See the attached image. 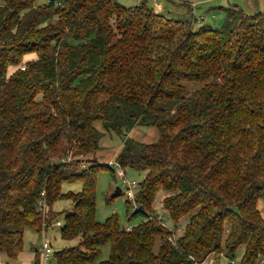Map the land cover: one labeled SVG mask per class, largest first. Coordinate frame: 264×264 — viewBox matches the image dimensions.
Here are the masks:
<instances>
[{
    "label": "trees",
    "instance_id": "trees-1",
    "mask_svg": "<svg viewBox=\"0 0 264 264\" xmlns=\"http://www.w3.org/2000/svg\"><path fill=\"white\" fill-rule=\"evenodd\" d=\"M221 10V28L195 29L191 10L192 20H176L147 1L0 0L7 264L19 259L27 230L42 234L63 215L61 238L78 244L56 252V264H207L234 261L240 249L239 264H263L264 11ZM137 126L156 128L158 142L128 138ZM105 133L124 138L116 163L145 173L128 217L143 221L129 231L117 216L97 221L98 174L115 177L89 159ZM75 183L80 192L63 191ZM63 200L72 209L57 212Z\"/></svg>",
    "mask_w": 264,
    "mask_h": 264
},
{
    "label": "rangeland",
    "instance_id": "rangeland-1",
    "mask_svg": "<svg viewBox=\"0 0 264 264\" xmlns=\"http://www.w3.org/2000/svg\"><path fill=\"white\" fill-rule=\"evenodd\" d=\"M142 1H147L150 7L155 8L156 11L164 14L165 16L176 19V20H192L190 12L188 10L189 5L193 3L197 5L196 16L204 17V21L196 22L194 24L195 29L202 25H211L214 28H221L226 20V12L221 10V8H228L237 6L239 9L244 10L248 14H257L264 11V0H171V5H165V10L162 12L155 7L156 2H163V0H118V2L125 7H134L140 5ZM165 1V0H164ZM48 0H34L36 7L46 6ZM198 87L199 85H192L189 88ZM96 127L104 132L102 125L100 123L96 124ZM128 138L134 139L141 143L153 144L157 143L159 140V133L154 127H135L127 136ZM124 138L116 134L105 133L104 137L100 141L101 149L95 154L89 156V159L95 158L100 163L109 165L110 163H116V158L120 153L123 146ZM126 174V181L129 183L136 182L140 184L145 177L144 172H138L132 169H123ZM122 191L112 202L108 200L114 195L117 189ZM126 185H124L123 180L115 174V177L108 170H102L99 172L97 177V194H96V206H97V221L99 223H104L107 219L112 216H117L119 218L120 225L124 228L135 227L143 220L137 219L133 222L128 220L129 215L133 214L135 211V205L131 201V208L128 207L127 202L130 199L125 194ZM82 190L81 183L75 184H64L63 191L69 192H80ZM164 193L161 192L155 202V208L159 212L161 211V199L164 197ZM259 207L264 214V203L260 202ZM54 209L57 212L69 211L72 209V204L69 201L63 200L55 204ZM190 217L187 216L181 221L180 229L177 233L180 234L182 229L189 222ZM57 221L64 223V215L60 217ZM53 223L51 227L46 231L45 234H37L30 230L25 233L24 249L19 257V259L12 264H34L35 257L33 253L36 250H42V245L44 241H47L51 246V255L46 260V264H56L54 260V254L64 248L76 246L78 241H65L60 236V229L56 227V223ZM166 226L172 228V225L168 222H164ZM244 254V249H240L237 253V257L234 260L236 264H239L241 258ZM110 255V247L105 246L103 248V255L101 260H107ZM219 262L220 264H230L231 262L225 258L224 255L217 257H211L207 264H212L214 262ZM0 264H7V258L4 254H0Z\"/></svg>",
    "mask_w": 264,
    "mask_h": 264
},
{
    "label": "built area",
    "instance_id": "built-area-1",
    "mask_svg": "<svg viewBox=\"0 0 264 264\" xmlns=\"http://www.w3.org/2000/svg\"><path fill=\"white\" fill-rule=\"evenodd\" d=\"M201 20H202V17H198V18H196L195 21L200 22ZM109 166L115 171V174H117L118 177L123 180L124 185H126L127 189H126L125 194L127 195V197L131 201H134L136 193H137V190L139 188V184L136 183V182L129 183L128 181H126L125 180L126 179V174L123 171V169L117 163H113L112 162V163L109 164ZM134 205H135V208H136V204L135 203H134ZM39 207L43 211L46 210V206H45V203L43 201L39 202ZM62 225L63 224L61 222L57 221L56 227L61 228ZM44 228H45V230H43L42 234L46 233V228H47L46 224L43 226V229ZM130 229H131L130 227L127 228L128 231ZM171 241H172V239H171ZM51 253L52 252H51L50 244L47 241H44L43 245H42V250H41V256H42L43 260L46 261L50 257ZM230 262H231L230 264H236L234 261H230ZM262 263L264 264V261H262Z\"/></svg>",
    "mask_w": 264,
    "mask_h": 264
},
{
    "label": "crops",
    "instance_id": "crops-1",
    "mask_svg": "<svg viewBox=\"0 0 264 264\" xmlns=\"http://www.w3.org/2000/svg\"><path fill=\"white\" fill-rule=\"evenodd\" d=\"M166 3H167L168 6H170L171 5V0H165V1L163 0V2H158V3L156 2L155 7L163 12L165 10ZM193 6H195L194 10L193 9H189V8L188 9L191 10L192 13H194L195 16H196L197 5L194 4V3L192 5H189L190 8L193 7ZM232 8H238V7L237 6H233ZM240 10H242V9H240ZM191 11H190V15H191ZM242 11L244 12V10H242ZM246 14H248V13H246ZM201 17H202L201 21H204V17L203 16H201ZM38 251H40V250H38ZM33 255L35 257L34 264H46V261L43 260L42 256L39 257V259H38L36 253H33Z\"/></svg>",
    "mask_w": 264,
    "mask_h": 264
},
{
    "label": "water",
    "instance_id": "water-1",
    "mask_svg": "<svg viewBox=\"0 0 264 264\" xmlns=\"http://www.w3.org/2000/svg\"><path fill=\"white\" fill-rule=\"evenodd\" d=\"M119 193H121V190L118 188V189L116 190V192L114 193V195L119 194ZM114 195H113V196H114Z\"/></svg>",
    "mask_w": 264,
    "mask_h": 264
}]
</instances>
